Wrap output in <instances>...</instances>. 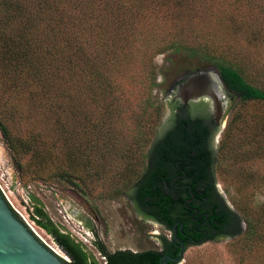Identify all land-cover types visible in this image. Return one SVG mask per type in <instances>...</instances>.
<instances>
[{
    "label": "trees",
    "instance_id": "trees-1",
    "mask_svg": "<svg viewBox=\"0 0 264 264\" xmlns=\"http://www.w3.org/2000/svg\"><path fill=\"white\" fill-rule=\"evenodd\" d=\"M164 2L172 7L162 15L163 22L173 26L139 31L131 27L128 13L119 12H100L110 21L98 27L99 12L85 8L64 12V22L43 28L39 14L47 12L48 17L52 11L38 5L51 3L0 0V82L4 84L0 87V131L17 168L44 181H65L87 193L93 182L116 183L109 188L113 195H128L136 210L171 231V237L159 235L158 248L140 252H112L96 244L109 264H160L164 255H177L180 248L173 225L179 220L184 229L178 236L188 247L185 234L194 233L195 225L185 202L192 193L194 201L189 204L208 211L220 223L217 230L209 227L213 230L210 237H232L250 251L264 248V201L236 204L234 210L215 187L228 152L233 155L245 142L244 155L264 156V118L251 119L262 126L259 138L252 134L247 141H234L237 122L250 124L236 112L214 151L207 143L203 117H177L172 128L157 135L165 102L153 94L164 84L159 81L164 72L156 58L165 55L173 63L177 56L204 68L213 65L231 96L244 104L264 103V85L241 52L243 35L250 45L264 44V27L255 26L259 18L254 12L245 22L234 12L241 0ZM198 69L180 66L182 75L176 83ZM124 84L144 95L128 134L116 131L124 118L119 97ZM118 139L123 142L119 149ZM252 140L256 148L250 150ZM112 169L119 172L112 173ZM175 170L187 172L192 191L176 188L175 183L184 180L172 183ZM32 197L33 220L67 251L70 260L66 264H101L83 242L53 222L39 198Z\"/></svg>",
    "mask_w": 264,
    "mask_h": 264
},
{
    "label": "rangeland",
    "instance_id": "rangeland-1",
    "mask_svg": "<svg viewBox=\"0 0 264 264\" xmlns=\"http://www.w3.org/2000/svg\"><path fill=\"white\" fill-rule=\"evenodd\" d=\"M28 1L32 4L33 1L51 3V5H38L39 7H48L52 11L48 12V17L47 12H36L37 14L40 13V24L43 28L55 26L59 20L64 22V12H79L82 8L92 10L93 13L99 12L96 17L98 27L110 21L100 12L128 13V20L132 21L131 27H135L139 31L144 29H168L173 26L171 22H163L162 15L172 7L170 3H163V0H153L149 5L144 0H71L73 4L69 3V0H23V3H28ZM239 5L240 7L236 8L234 12H239L238 14L241 15L244 22L248 20L250 12H254L259 18L255 26L264 27V22L260 20L261 17L264 18V0H241ZM115 19L118 20V15L115 16ZM111 26L112 24H110ZM243 34H248V31ZM245 37L243 35L241 38V52L251 62L254 77H257L264 85V44L250 45ZM174 60V63L167 60L165 55H159L156 58V62L164 72L159 77V81H163L164 84L162 89L155 88L153 94L158 97L159 101L165 102L164 113L157 129V135L164 127V118L168 110L165 99L166 92L172 83L182 75L181 70H179L180 66L196 65L201 69L203 67L198 62L177 56ZM3 85V82H0V87H3ZM124 86L123 93L119 95L124 109V118L117 125L116 131L128 134L131 133L134 125L132 116L139 109L144 95L138 88H132V85L124 84ZM236 112H241L250 124L245 126L238 121L233 140L247 141L251 139L252 134L255 137H260L261 132L259 131L262 126L251 119L264 118V103L244 104L236 96H233L227 106L228 114L223 122L221 133L218 135L219 138H217L218 147L222 143L226 127ZM118 140L117 146L119 149L123 142ZM230 142L227 144H231ZM248 145L250 150L256 148L253 140ZM244 150L245 142L237 151L233 152V155H230L229 152L225 153L226 157L222 160L216 175L219 191L224 196L227 204L234 210H236V204L243 206L245 202L257 204L264 201V180L261 177L264 176V156L251 155L252 157H249L244 155ZM118 170L112 169V173H118ZM252 174L258 177L247 178ZM101 181L93 182L90 185V192L87 193L82 188L75 187L65 181L57 179L44 181L28 175L26 171L21 172L17 168L0 131V190L15 211L24 218L26 217L25 219L30 225H34L38 230H34L38 236L62 256L64 254L53 236L33 220L32 212L35 201L32 195L39 198L53 222L71 233L77 240L83 242L87 250L102 264H105V256L94 246V238H98V236L105 242L110 251L118 249L135 251L154 249L160 246L159 235L164 234L171 237V231L151 220H144L141 215L136 213L132 200L128 195H113L109 188H112L116 183L108 184L107 182L101 183ZM82 195L89 206L97 213L99 220L91 213L90 209L82 208L80 201ZM79 212H84L86 221L90 222L97 230V236L91 229L84 226L83 221L79 218ZM243 226L245 227V223ZM179 264H264V248L250 251L240 247L232 237H221L191 245L186 249L184 259Z\"/></svg>",
    "mask_w": 264,
    "mask_h": 264
},
{
    "label": "water",
    "instance_id": "water-1",
    "mask_svg": "<svg viewBox=\"0 0 264 264\" xmlns=\"http://www.w3.org/2000/svg\"><path fill=\"white\" fill-rule=\"evenodd\" d=\"M172 93L183 103L197 101L202 97L210 98L214 111L218 115H222L226 109L229 98V91L223 77L215 66L191 72L181 82L170 87L167 95ZM193 199L194 194L192 193V197L186 200V204ZM13 209V206L0 192V264H66V261H69L70 257L62 246L58 244L63 256L48 246L28 221L18 212L19 216H17ZM195 211L198 210L195 209ZM173 227L174 240L181 241L178 233L183 232L184 223L176 221ZM179 248L177 255H164L160 264H169L171 261L180 263L184 259L186 246L182 242Z\"/></svg>",
    "mask_w": 264,
    "mask_h": 264
},
{
    "label": "flooded vegetation",
    "instance_id": "flooded-vegetation-1",
    "mask_svg": "<svg viewBox=\"0 0 264 264\" xmlns=\"http://www.w3.org/2000/svg\"><path fill=\"white\" fill-rule=\"evenodd\" d=\"M174 84H176V80L172 83V85H174ZM170 87L168 88V90L166 92V96H165L166 104L168 106V110H167L165 118H164V127H162V130L160 131L159 136H162L168 129L172 128L176 124L175 118H177V117H180V118L203 117L204 120L202 122L204 123L203 125L206 126L208 146L212 150L216 151L217 147H218V139L217 138H219L218 135L221 133V130L223 127V122L226 119L227 114H228L227 113V107H226V109H224L222 115H218L214 111L213 102L210 98L202 97V98L198 99L197 101H189L188 103H183L181 99L175 97L174 93L167 95ZM232 98H233V96H231L229 94V98L227 100V106L229 105L230 100ZM172 100L176 101L175 105H172L170 103ZM192 104H196V107H195V105H192ZM178 105H180V106H178ZM186 124H188V123H186ZM179 164L180 163H178V165ZM175 174L176 175L172 179L173 184L175 181H182V179L184 180V182L181 184L175 183L176 188L177 189L189 188L191 190L192 186L190 185V183L186 179L187 172H185L184 170H175ZM210 186H211V183L208 182V187H210ZM215 187L218 189L217 183H215ZM205 200L209 201L210 199H209V197H206ZM80 201H81L82 208L87 209V210L90 209L91 213L94 216H96V219L99 220L97 213H95L94 210L85 201V198L83 195L80 198ZM193 201H194V199H193ZM193 201H191L189 203H192ZM209 202L211 203V201H209ZM189 203L186 204V202H185L187 209L190 211L189 217H190L191 223H193L195 225V230H194V233L185 234V238L188 240V243H189L188 247H190L193 244L203 243V242H206L209 240H215V238L210 237V234L213 232V230L210 231L209 227L213 228L214 230H217L220 223L218 221L212 220L211 215L208 211H202L201 212L200 208L197 205H190ZM215 203H217V202H215ZM134 209H135V207H134ZM195 209H197L198 211L196 212ZM135 211H136V213L141 215L144 220H151L155 223L160 224L158 221H156L154 219L146 218L138 210L135 209ZM83 213L79 212L80 220L83 221V224H84V226H86V228L91 229L93 231V233L97 236L98 235L97 230L95 229V227L90 222L86 221ZM181 233H183V232H181ZM185 241H186L185 239H182L181 241H177V242L175 241V242L178 243V247H179V245L182 242L186 246ZM98 243L103 244L104 247H106V249H108L107 246L105 245V242H103L99 236H98V238H94V246H95V248H97L99 250V248L96 245ZM188 247H186V249ZM118 250H131V249H118ZM116 251L117 250L112 251V252H116ZM132 251L140 252L143 250H136V251L132 250ZM99 252L101 253L100 250H99ZM99 263H101V262H99ZM105 264H109L108 259L105 260Z\"/></svg>",
    "mask_w": 264,
    "mask_h": 264
},
{
    "label": "bare ground",
    "instance_id": "bare-ground-1",
    "mask_svg": "<svg viewBox=\"0 0 264 264\" xmlns=\"http://www.w3.org/2000/svg\"><path fill=\"white\" fill-rule=\"evenodd\" d=\"M26 218V217H25ZM30 222V221H29ZM31 226L34 228L35 231H38L33 224H31ZM43 235V234H42ZM44 238V237H43ZM61 253V252H60Z\"/></svg>",
    "mask_w": 264,
    "mask_h": 264
},
{
    "label": "built area",
    "instance_id": "built-area-1",
    "mask_svg": "<svg viewBox=\"0 0 264 264\" xmlns=\"http://www.w3.org/2000/svg\"><path fill=\"white\" fill-rule=\"evenodd\" d=\"M69 260V259H68Z\"/></svg>",
    "mask_w": 264,
    "mask_h": 264
}]
</instances>
